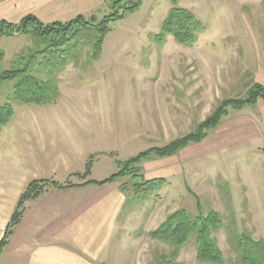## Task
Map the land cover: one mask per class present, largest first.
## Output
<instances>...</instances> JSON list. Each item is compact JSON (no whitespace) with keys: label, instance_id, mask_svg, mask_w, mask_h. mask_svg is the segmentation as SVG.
Wrapping results in <instances>:
<instances>
[{"label":"rangeland","instance_id":"374dc122","mask_svg":"<svg viewBox=\"0 0 264 264\" xmlns=\"http://www.w3.org/2000/svg\"><path fill=\"white\" fill-rule=\"evenodd\" d=\"M172 4L145 0L136 12L111 22L100 56L89 59L86 43L77 64H67L58 74V95L50 102L11 100L13 114L0 130V238L6 225H1L2 217L19 198L12 188L22 190L35 179L48 180L49 186L51 181L66 184L110 176L119 170L117 162L192 131L220 99L244 97L254 82L264 85V0H177L204 26L192 46L176 42L171 34L162 43L154 40ZM106 12L105 5L93 14L101 18ZM0 50V68H7L20 54L35 50L34 39L23 34L0 36ZM12 85L9 80L0 82V102L6 101ZM233 110L223 117V124L240 115ZM82 151L84 159L79 156ZM212 160L206 166L200 162L192 166L189 187L184 176L172 184L167 177L140 201V208L130 214L139 220L138 227H130L129 239L123 233L104 264H152L157 252L167 253L171 247L149 232L175 210L196 213L197 201L204 212L216 210L224 219L227 203L230 216L235 209L240 230L247 227L255 238L264 239V156L246 153L233 160L239 170L246 164L251 171L252 179L243 182L250 187L247 199L238 188L234 198L231 190L223 196L233 167L229 154ZM141 163L136 165L139 173L116 179L128 195L134 182L151 179L148 174L156 169L163 171L155 157ZM170 168L166 165L164 170ZM138 231L137 237L131 235ZM214 235L225 259L231 257L226 230ZM15 259L23 256L11 252L8 243L0 249V264H15ZM176 260L203 264L191 244L180 249Z\"/></svg>","mask_w":264,"mask_h":264},{"label":"trees","instance_id":"16d2710c","mask_svg":"<svg viewBox=\"0 0 264 264\" xmlns=\"http://www.w3.org/2000/svg\"><path fill=\"white\" fill-rule=\"evenodd\" d=\"M141 3V0H106L108 12L101 18L92 13L87 17L78 15L65 22L43 23L34 15L28 14L18 23L1 20L0 36L19 34L31 36L34 39L35 50L29 54H20L11 60L9 67L0 68V82L5 80L13 82L10 95L5 102H0V130L13 114L11 100L21 103L50 102L58 95V74L67 64H77L82 57L85 44L89 45L87 51L89 59H97L104 38L111 31L110 23L137 11ZM172 3L154 40L162 43L164 37L171 34L176 42L192 46L197 41L198 34L204 30V26L191 9L178 5L175 0ZM2 59L3 52L0 50V62ZM258 99L264 100V85L259 82H254L244 97L220 99L212 112L192 131L172 139L163 146L146 149L123 162H117L119 170L100 183L116 180L126 174L135 175L141 171V167L136 165L143 159L150 156H169L191 142H199L217 126L223 116L228 114L229 109H242L255 104ZM88 167L89 163L86 164V172ZM48 182L45 179H35L27 184L4 227L0 249L7 245L9 236L26 209L27 202L43 192ZM165 182L161 177L134 182L133 193L128 195L127 203L147 199ZM50 184L61 186L56 181H51ZM122 190L126 191V188L122 187ZM196 209V213L184 209L175 210L149 232L151 237L171 247L167 253L157 252L152 264H180L176 258L180 249L188 244L194 247L196 259L203 264H264L263 238H255L248 229L240 230L232 216L224 219L221 213L213 209L204 212L199 201L196 203ZM221 229L226 230L227 244L232 253L228 259H225L214 235Z\"/></svg>","mask_w":264,"mask_h":264},{"label":"crops","instance_id":"0c3cea01","mask_svg":"<svg viewBox=\"0 0 264 264\" xmlns=\"http://www.w3.org/2000/svg\"><path fill=\"white\" fill-rule=\"evenodd\" d=\"M105 1L0 0V21L18 23L22 17L31 14L43 23L65 22L78 15L87 17L103 9ZM143 1L145 0H142V4ZM175 1L177 3V0ZM178 1L180 3L182 0ZM246 108L248 112L243 113ZM233 112L240 115L223 124V117L226 118L228 112L199 142H191L169 156H150L143 159L141 164L155 157L163 170L156 169L148 174V177L151 179L168 177L172 184L180 176H184V181L189 187L193 165L200 162V165L206 166L215 161L212 158L228 153L233 167L227 176L223 196L225 197L226 192L231 190V196L234 198V191L238 188L245 191L242 198L247 199V195L251 197L250 192H246L250 191V187L243 183L252 179L251 171L246 164L245 168L239 170L233 160L246 153L251 155L259 152L264 156V100L258 99L255 104ZM79 156L80 159H84L86 154L82 151L79 152ZM166 165L171 168L164 170ZM165 171L169 172L168 176L160 173ZM108 177L99 179L86 177L76 182L59 184L61 185L59 187L50 184L35 199L29 200L8 240L11 252L14 249L17 254L23 256V259H15V264H104L112 253L113 244L120 241L123 233L126 239H129L130 227H134L132 230L138 227L139 220H135L130 214L141 205L139 202L127 203L128 192L122 190V186L116 180L100 183ZM87 180L90 181L86 182ZM26 186L27 184L22 190L12 189L20 196ZM227 206L226 203L224 213L229 217ZM263 206L261 210L264 213ZM2 207L0 204V211ZM9 208L14 210L12 207ZM10 209L8 211L6 209L7 214L2 217L1 225L7 223L13 212H10ZM234 211L235 209L232 214L236 222ZM139 232L131 235L137 237Z\"/></svg>","mask_w":264,"mask_h":264}]
</instances>
